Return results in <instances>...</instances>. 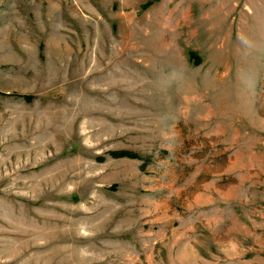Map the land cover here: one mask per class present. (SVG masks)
Returning a JSON list of instances; mask_svg holds the SVG:
<instances>
[{"label": "rangeland", "instance_id": "rangeland-1", "mask_svg": "<svg viewBox=\"0 0 264 264\" xmlns=\"http://www.w3.org/2000/svg\"><path fill=\"white\" fill-rule=\"evenodd\" d=\"M0 264H264V0H0Z\"/></svg>", "mask_w": 264, "mask_h": 264}, {"label": "trees", "instance_id": "trees-1", "mask_svg": "<svg viewBox=\"0 0 264 264\" xmlns=\"http://www.w3.org/2000/svg\"><path fill=\"white\" fill-rule=\"evenodd\" d=\"M116 157H128V158H137L136 155L130 153H117L115 154Z\"/></svg>", "mask_w": 264, "mask_h": 264}]
</instances>
